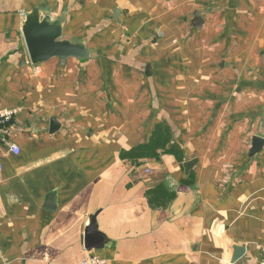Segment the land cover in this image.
I'll return each instance as SVG.
<instances>
[{
    "label": "crops",
    "instance_id": "1",
    "mask_svg": "<svg viewBox=\"0 0 264 264\" xmlns=\"http://www.w3.org/2000/svg\"><path fill=\"white\" fill-rule=\"evenodd\" d=\"M35 15L83 51L33 63ZM2 107L0 264L259 263L264 0H0Z\"/></svg>",
    "mask_w": 264,
    "mask_h": 264
},
{
    "label": "water",
    "instance_id": "2",
    "mask_svg": "<svg viewBox=\"0 0 264 264\" xmlns=\"http://www.w3.org/2000/svg\"><path fill=\"white\" fill-rule=\"evenodd\" d=\"M198 19L201 21L200 17H198ZM59 31L60 25L57 22L51 23L49 19H46L40 23L37 15L31 16L27 19L24 26V36L33 63L37 64L53 56H58L60 59L65 60L67 57L73 55L77 56L83 51L82 47H78L67 41L58 40ZM51 122L52 130L54 131L59 125L55 119H52ZM263 146L264 139L259 136L254 137L251 155L259 153L263 149ZM192 165V161H188L185 164L187 169L192 167ZM94 233L96 234V225L93 217L87 229V242L89 241V237Z\"/></svg>",
    "mask_w": 264,
    "mask_h": 264
},
{
    "label": "built area",
    "instance_id": "3",
    "mask_svg": "<svg viewBox=\"0 0 264 264\" xmlns=\"http://www.w3.org/2000/svg\"><path fill=\"white\" fill-rule=\"evenodd\" d=\"M20 111V107L0 108V144L6 143L9 146L10 151L14 154H19L21 150L15 142L9 140V137L11 132L15 130V119ZM0 169H2L1 163ZM149 171L150 170L147 169V172ZM81 264H110V262L106 258L91 254L81 261ZM258 264H264V251Z\"/></svg>",
    "mask_w": 264,
    "mask_h": 264
},
{
    "label": "trees",
    "instance_id": "4",
    "mask_svg": "<svg viewBox=\"0 0 264 264\" xmlns=\"http://www.w3.org/2000/svg\"><path fill=\"white\" fill-rule=\"evenodd\" d=\"M158 133L155 135L154 140L148 145V146H138L134 148L129 153H126L125 156L128 157H136L140 159H144L150 156V159L154 158L155 153L157 151V147L162 146L165 142L163 140L164 135L163 133V127L161 125L158 126Z\"/></svg>",
    "mask_w": 264,
    "mask_h": 264
},
{
    "label": "rangeland",
    "instance_id": "5",
    "mask_svg": "<svg viewBox=\"0 0 264 264\" xmlns=\"http://www.w3.org/2000/svg\"><path fill=\"white\" fill-rule=\"evenodd\" d=\"M147 158H150V156L149 157H147ZM146 158H144V159H142V160H145ZM149 160V159H148ZM149 162V164H150V161H148ZM148 168V167H147Z\"/></svg>",
    "mask_w": 264,
    "mask_h": 264
}]
</instances>
